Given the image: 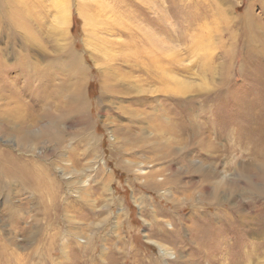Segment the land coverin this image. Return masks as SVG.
Returning <instances> with one entry per match:
<instances>
[{"label":"rangeland","instance_id":"rangeland-1","mask_svg":"<svg viewBox=\"0 0 264 264\" xmlns=\"http://www.w3.org/2000/svg\"><path fill=\"white\" fill-rule=\"evenodd\" d=\"M9 5L25 21L18 58L61 77L78 55L90 126L63 127L60 145L29 141L37 159L25 164L27 145L0 132L28 175L2 181L0 264H264V190L246 183L261 167L264 0H5L0 11ZM18 69L0 95L16 90L30 110L21 119L37 121V79ZM164 118L178 130L163 135L168 147L152 127Z\"/></svg>","mask_w":264,"mask_h":264},{"label":"bare ground","instance_id":"bare-ground-1","mask_svg":"<svg viewBox=\"0 0 264 264\" xmlns=\"http://www.w3.org/2000/svg\"><path fill=\"white\" fill-rule=\"evenodd\" d=\"M0 1H5V0H0ZM28 1L33 2V0H26V2H28ZM20 4H21V8L24 7L23 6L24 2L22 3L20 1ZM13 5H15V4H13ZM9 7H11V5H9ZM1 8H3V7H1ZM22 10H24V8H22ZM17 11L18 10L15 9L14 7L9 8L7 13L0 11V44H2L0 46V83H2V81H4L6 72L11 71L12 69H15V68H19L18 70L20 71L21 75L26 74L27 76H29L31 74L32 77L37 79L36 82L38 84V87L36 85L37 89L35 90V92H36V103L38 106L43 105L45 107L38 111V114L42 115V116H40L39 118H34V119H37V121H29L28 119L26 121H23L24 119H21V118L23 116L29 114L30 110L25 109L24 104L23 105L21 104L22 101L20 100V97H17L16 90H14L15 96L9 95V94L8 95L4 94L2 96L0 95V100L4 101V103H0V132L5 134V132L13 131V132L17 133L18 137L21 138V140L23 141V145H27V147H23V151L21 152V150H20V153L18 154V156L20 157L19 160L23 161V163L25 164V163H34V162H36V159H37L35 157V155H33L34 153L31 154L34 147L28 145L29 141L34 140V142H35L34 144H36V142H38V139L45 140L46 138L49 137L53 141H58L57 144H59V143L63 144L62 143L64 140V138H63L64 133L62 132L63 127L69 128L71 125H73L72 122L75 120H82V121L86 122L88 119L87 114H88V110L90 109L89 108L90 105H89V102L87 100V97H85V94L83 93V88L85 86L84 84L86 81V76H85L84 68L82 67V63H80L78 60V57H77L78 55L76 56V54H75L74 59L72 61L70 60L67 63H62L59 65L65 69L67 68L69 71L68 75L65 74V76H61V77L59 75H57V77L54 76V70H53L54 68L51 70H48L46 68L40 69L38 62L36 63L33 60H31L27 53H25L23 56H20L19 58L17 57V53H16L17 49L15 50V48H14V44L17 43V39H15L16 33L14 32V28L24 27L23 25L25 22L23 16H20L21 15L20 11H18V12ZM67 17L68 16L66 15V13L65 14L63 13L62 15L56 17V21L64 22L67 19ZM2 36H4V37H2ZM250 36H252V35L250 34ZM3 38H5V40H3ZM149 41H151V40L149 39ZM21 44H23V46ZM25 45H26L25 42H20L19 48L22 49L25 47ZM152 46L153 45L151 44V47ZM2 52L5 53L3 58H1ZM151 55H152V53H151ZM10 56H16L17 57V62L12 67H8L7 63L5 62V60L8 59V57H10ZM66 57H67V55H66ZM151 58H152V56H151ZM54 66H56V67L58 66L56 64V62L54 64ZM21 67H22V70H25L26 72L22 71ZM65 71H67V70H65ZM79 71H81V72L79 73ZM164 71L167 72V70H164ZM164 76H165V74H164ZM57 78H62L61 79L62 82L56 83ZM50 90L54 93L53 96L57 97V99H55L56 103L54 104L55 108H50L47 105L48 102L47 103L45 102L47 98H48V100L50 98H52L51 95L53 93H48ZM48 94H51V95L48 97ZM33 95H34V93H33ZM58 99H59V103H57ZM54 112L56 113V115ZM155 119H157V118H155ZM163 120L165 121V123L163 122L164 124L163 123L161 124L162 121L159 122L156 120L157 123L154 122L152 127L155 128L154 130H156L155 136L158 140H160L159 142L164 143L165 146L168 147V146H170V144L165 142V141L166 140L168 141L170 138L165 139L163 142V139H164L163 135L165 134V132L168 134H173L175 132H178V130H176V128H177V125H175L176 122H170L167 118H164ZM17 122H20L21 124L18 125V124H16ZM66 122L68 124L69 123L70 124L67 126H64V124ZM27 123H30V125L32 127V131L35 128H37L34 130V133H33L34 135H32V131L29 129ZM173 123H175V124H173ZM86 125L90 126V123L86 122ZM212 129L217 130L216 122H212ZM37 133H38V135H37ZM256 133H257V137H255L253 139L256 142H258L259 144H258V146H255V145L254 146L256 147L257 150H259L258 151L259 154L258 153L257 154H258V156L260 155L259 156L260 159L259 160L257 159V154L255 155L256 158H254V159L260 163L259 165L261 167L258 169L256 176H254L252 179L249 178L246 181V183L248 184L249 190H256L258 192H261V190H264V132L257 131ZM157 134H159V136ZM40 135H48V136H40ZM260 142H263V143H260ZM159 149L161 150V148H159ZM168 150H170V149H168ZM253 150H254V147H253ZM161 151L167 152V150H161ZM28 153H30L31 155H29ZM158 155L161 158L166 159V156H165L166 153L165 154L159 153ZM16 158L17 157L14 156V154L11 151H6L4 149H0V192H5V190L7 191L9 189V186L5 187V185H2V181L3 180L5 181V179L10 180L12 178V176H15V175L17 176L16 172L23 173L22 179L19 178L18 182L21 181V183L27 184V180H24V179L28 178V175L27 174L25 175V173H24L25 171L20 170V169H16L15 167H13V168H15V170L12 168L13 165L18 164L17 163L18 161L16 160ZM251 163H253V162H251ZM245 166H247V165H245ZM35 172H36V170H35ZM244 175L249 177L251 175V173L247 170V173ZM44 176L42 175L43 178H44ZM242 177H244V176H242ZM43 178H42V180H43ZM42 180H41V182H42ZM213 184H215V182ZM220 185H221V183H220ZM148 186H149V184H148ZM218 187L220 188L222 186H218ZM156 188L157 189L159 188V185L157 183L154 185V188L152 187L150 189L154 190ZM48 189L51 190V187L49 186ZM211 196L214 199L217 198V196H215V195H211ZM191 197L192 196L187 195V199H190ZM160 251L164 252V255L166 253L167 255L173 256L172 253L165 252L164 247L163 248L161 247Z\"/></svg>","mask_w":264,"mask_h":264}]
</instances>
